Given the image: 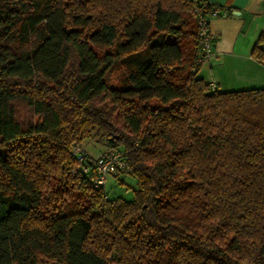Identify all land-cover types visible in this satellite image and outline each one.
<instances>
[{"label": "trees", "instance_id": "16d2710c", "mask_svg": "<svg viewBox=\"0 0 264 264\" xmlns=\"http://www.w3.org/2000/svg\"><path fill=\"white\" fill-rule=\"evenodd\" d=\"M197 28L188 0H0V264H264V87L211 88Z\"/></svg>", "mask_w": 264, "mask_h": 264}, {"label": "crops", "instance_id": "0c3cea01", "mask_svg": "<svg viewBox=\"0 0 264 264\" xmlns=\"http://www.w3.org/2000/svg\"><path fill=\"white\" fill-rule=\"evenodd\" d=\"M207 1L218 7L219 15L210 22L215 35L212 57L199 71L206 65L207 81L221 90L264 87V62L251 55L257 36L264 32V0Z\"/></svg>", "mask_w": 264, "mask_h": 264}, {"label": "built area", "instance_id": "2783aa9c", "mask_svg": "<svg viewBox=\"0 0 264 264\" xmlns=\"http://www.w3.org/2000/svg\"><path fill=\"white\" fill-rule=\"evenodd\" d=\"M197 22V42L199 48V60L207 61L213 54L214 33L211 31L212 18L219 15L218 7L207 0H188ZM214 88L215 84L210 83ZM72 154L81 165V172L89 174V178L95 186H103L106 177L110 174L127 171V163L122 150H110L98 155H91L81 144L72 148Z\"/></svg>", "mask_w": 264, "mask_h": 264}, {"label": "rangeland", "instance_id": "374dc122", "mask_svg": "<svg viewBox=\"0 0 264 264\" xmlns=\"http://www.w3.org/2000/svg\"><path fill=\"white\" fill-rule=\"evenodd\" d=\"M97 54H102L106 51L105 47L93 46ZM131 70V57L122 61L108 76L107 83L113 88H123L129 84L128 82V72ZM206 81L208 80V70L207 66L204 65V68L198 73ZM223 88V87H221ZM104 144L103 140L95 141V139H87L82 145L90 153L100 152ZM123 174L118 173V175H108L105 180V190L109 197L122 196L126 200L132 198V190L126 189L125 185L120 184V181L126 179L127 185L135 186L136 180L133 177H128Z\"/></svg>", "mask_w": 264, "mask_h": 264}]
</instances>
